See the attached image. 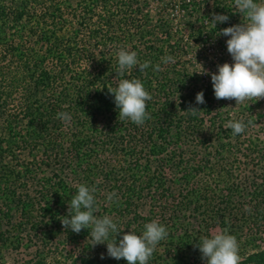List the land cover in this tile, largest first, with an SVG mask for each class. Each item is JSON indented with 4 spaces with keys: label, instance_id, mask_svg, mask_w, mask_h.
Listing matches in <instances>:
<instances>
[{
    "label": "rangeland",
    "instance_id": "1",
    "mask_svg": "<svg viewBox=\"0 0 264 264\" xmlns=\"http://www.w3.org/2000/svg\"><path fill=\"white\" fill-rule=\"evenodd\" d=\"M65 1L58 2L63 5ZM16 2L0 0V5L11 7L16 6ZM67 2L75 6L77 0ZM133 3L150 16L156 28L163 30L160 15L169 21L171 41L176 49L171 55L175 63L166 64L158 84L166 86L164 91L160 86L154 93L153 88L148 91L152 100L146 102V111L151 118L142 125L135 124L137 130L146 136L141 144L143 149L135 154L140 162L151 165L150 175L146 176L152 178V185L144 188L138 185L142 188L140 191L127 195L126 189L114 188L128 182L124 169L115 171L109 181L103 179L105 175L100 171L89 172L90 177H87L81 173L80 163L69 164L60 160L56 148L43 143V139L18 140L17 137H24L16 133L15 125L11 131L8 123H15L20 115L15 114L13 102H10L11 108L7 112L0 109V142L5 151L0 158V264H127L125 259L109 257L106 244L93 246L90 229H82L77 234L62 225L61 219L67 215L73 195L71 190L77 189L83 181L97 188L94 195L98 211L95 214L98 217L111 216L121 233L134 230L140 234L144 225L154 219L166 226L169 235L158 244L149 264H205L199 248L194 245L199 243L201 236L211 237L224 229L238 240L239 254L243 258L241 264L250 255L264 251V215L260 214L264 210V197L256 204L257 200L252 196V190L260 185L264 175V99L246 100L237 105L234 99L215 98L211 73H218V65L234 61L227 50L230 37L214 31L213 13L209 12L212 0H133ZM35 13L41 14L40 11ZM96 20H89L86 28H80L83 39L93 30ZM243 22L246 17L240 22L225 23L223 27ZM34 23L32 21L30 26H35ZM72 26L67 23L66 34L73 33ZM10 31L14 32V29ZM161 38H165V34ZM34 42L25 36L22 48L27 50ZM3 51L1 48L0 56ZM4 62L6 69L16 70V58ZM46 65L49 68L53 63L48 60ZM123 78L132 77L126 74ZM113 81L117 83V79ZM115 83L112 88L117 87L118 83ZM201 91L204 92L205 108L196 103V95ZM14 94L18 102L19 95ZM36 98L43 104L41 108L50 102L49 97L40 93L33 99L36 106L39 104ZM189 102L202 112L197 119H192L194 116L187 112ZM165 104L167 108L163 111ZM103 114L99 113L102 117ZM240 119L245 123L251 120L252 124L242 134L234 136L231 132L228 139L224 130L230 132L232 129H226L225 125L230 120ZM52 121L43 136L53 137L61 130L71 132V122L66 123L57 117ZM161 126L165 127L160 132L164 137L155 141L150 139L148 134ZM23 128L24 124L20 125V129ZM153 134L155 138L156 134ZM163 138L167 140L165 143ZM113 142L110 141L109 148L100 153L99 162L127 165L132 157L125 159L126 154H117ZM228 142L233 145L217 149L218 145ZM251 142L257 144L258 149H250ZM154 143L164 144L166 151L159 157L152 156L149 162V146ZM99 162L93 164L101 166ZM198 166L201 169L194 171L190 185H177L186 167ZM21 169L24 177L14 175V171ZM7 175L11 177L7 179ZM196 186L203 191H197ZM112 192L117 193L118 202L107 200V195ZM127 202L133 203L128 205Z\"/></svg>",
    "mask_w": 264,
    "mask_h": 264
},
{
    "label": "trees",
    "instance_id": "2",
    "mask_svg": "<svg viewBox=\"0 0 264 264\" xmlns=\"http://www.w3.org/2000/svg\"><path fill=\"white\" fill-rule=\"evenodd\" d=\"M58 1L60 0L54 2L52 0L16 2L15 0L16 6L0 5V49L5 50L0 56V105L2 106L0 109L4 108L3 111L7 112L11 108L10 102H13L15 114L20 116L15 123L9 122L8 125L11 131L14 130L13 125H15V129L18 130L16 133L24 137H17L18 140L43 139V143H50L56 148L60 160L64 159L69 164L80 163L81 173L87 177L100 171L105 175L103 179L109 181L115 171L124 169V176L128 182H122L114 188L126 189L127 195L135 194L137 190L140 191L153 183L152 178H148L151 165L140 162L135 154L143 149L141 144L146 136L137 130L132 121L118 119L119 110L114 103V94L109 93L107 87H112L111 85L115 83L113 79L116 78L118 69L117 52L125 48L136 51L141 63L151 61L144 72H140L138 66L128 70L131 77L140 79L147 91L153 88L154 93L155 89H159L161 75L167 68L161 58L176 53L169 32V21L164 20L160 15L159 23L163 30L156 28L151 23L150 16L145 15L140 7L135 6L133 0H77L75 6L67 0L63 5ZM212 2L209 12L224 13L229 17L223 24H216L214 29L216 33L220 34L225 23L240 22L245 17L236 8L234 0H212ZM37 11L41 12L40 16L35 13ZM95 19L97 22L93 30L86 39H83L80 28L83 26L86 28L88 21ZM71 20L76 22H69ZM32 21L35 22V26H30ZM67 23L74 25L73 33L70 35L66 34ZM10 29H14V32ZM164 34L165 38H161ZM25 36L35 40L27 50L22 48ZM11 57L17 59L14 72L3 66L4 61ZM48 60L52 61V67H47ZM157 64H160V71L154 70ZM8 85L15 90H10ZM160 87L164 91L166 86L163 84ZM15 92L19 95L18 102L15 101ZM40 93L50 99V102L42 108L43 104H40L37 98L35 101L39 102L38 106L33 103V99ZM191 103L189 102L188 107ZM202 105V108L206 107ZM166 108L167 104L164 105L163 111H166ZM100 109L104 112L103 117L99 115ZM59 112H67L71 115V132L61 130L55 132L53 137L43 136L47 126L53 122L52 119L57 117ZM200 113L202 112L192 119H197ZM22 124H24L23 130L20 129ZM163 129H165L163 126L156 127L148 137L154 141L158 137H164L160 134ZM224 132L230 139L232 130L230 132L224 130ZM153 133L156 134L155 138ZM112 140L117 147V154H126L125 159L132 157L133 160H130L132 163L125 165L121 162L115 164L113 161L99 162L100 153L109 148L108 143ZM163 141L165 143L166 138H163ZM100 143L103 145L101 146ZM162 145L150 144L149 162L152 156L159 157L166 151ZM231 145L233 143L228 142L225 145H218L217 149ZM248 147L258 149L257 144L252 142ZM4 152L0 142V158ZM95 159L98 161H94ZM94 162H99L98 165L101 166L97 167ZM200 169L201 166L186 167L182 172L181 182L177 185L180 187L190 185L193 182L191 179L194 171L199 172ZM24 174L22 169L18 172L14 171V175L18 177H24ZM10 177L11 175H7V179ZM130 179L132 181L129 182ZM137 180L138 183H135ZM158 181L162 182L160 179ZM230 185L228 189L231 191L232 183ZM78 186L77 189L71 190L73 195L78 190ZM195 188L199 192L203 191L198 186ZM252 196L257 200L256 204L259 198L264 197V175L260 185L252 190ZM127 203L132 205L133 202ZM263 211L260 212L262 217ZM242 264H264V251L250 255Z\"/></svg>",
    "mask_w": 264,
    "mask_h": 264
},
{
    "label": "clouds",
    "instance_id": "3",
    "mask_svg": "<svg viewBox=\"0 0 264 264\" xmlns=\"http://www.w3.org/2000/svg\"><path fill=\"white\" fill-rule=\"evenodd\" d=\"M235 6L246 22L222 29L220 35L229 36L227 50L234 63L218 65V73H211V80L216 99L235 100L237 105L246 100L264 99V2L257 0H234ZM229 17L223 14H213V23H224ZM118 69L116 78L118 85L115 88L107 87L109 93L114 94V103L119 110L120 121L130 120L137 125H142L150 114L146 111L147 101L152 100L151 94L145 89L138 78H123L128 70L138 66L140 72L147 69L151 61L141 63L136 51L121 48L117 52ZM164 64L175 63L173 56L161 58ZM200 64V63H199ZM155 71H160V64L155 66ZM205 72H200L203 74ZM130 76V72H128ZM196 103L204 104V92L196 95ZM201 110L189 107L187 112L193 116ZM57 118L64 122L71 121L67 112L57 113ZM252 124L243 119L229 121L225 128L232 129V134L238 135L246 131ZM214 142V141H213ZM97 188L80 184L78 190L72 195L68 205V213L61 219L65 229L80 233L82 229H90L93 246L106 244L107 255L116 260L125 259L127 264H149L158 244L166 239L169 232L158 219L144 225V230L137 234L134 230L121 233L118 224L109 215L98 217ZM110 202H118L117 193L107 195ZM122 234V238H119ZM199 248L201 259L205 264H241L239 254L240 245L235 235L229 234L228 229L215 232L209 236H201L199 243L194 245ZM104 255H101V259Z\"/></svg>",
    "mask_w": 264,
    "mask_h": 264
}]
</instances>
